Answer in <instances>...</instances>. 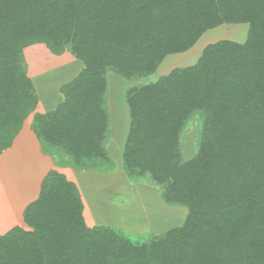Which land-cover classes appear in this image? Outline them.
Masks as SVG:
<instances>
[{"label":"trees","instance_id":"16d2710c","mask_svg":"<svg viewBox=\"0 0 264 264\" xmlns=\"http://www.w3.org/2000/svg\"><path fill=\"white\" fill-rule=\"evenodd\" d=\"M243 23L244 42L210 43L195 64L127 95L124 169L149 174L166 203L187 207L181 226L149 240L89 227L77 184L52 170L23 212L30 229L0 235V264H264V0H0V156L39 101L24 49L45 43L84 66L33 130L76 165L108 158L109 70L152 76L207 30ZM196 114L200 142L186 159L181 137Z\"/></svg>","mask_w":264,"mask_h":264},{"label":"rangeland","instance_id":"374dc122","mask_svg":"<svg viewBox=\"0 0 264 264\" xmlns=\"http://www.w3.org/2000/svg\"><path fill=\"white\" fill-rule=\"evenodd\" d=\"M247 34L246 23L223 24L209 29L191 50L169 55L152 76L126 79L109 70L105 105L109 116V130L104 142L108 158L82 159L76 165L73 157L62 150V147L48 143L42 146L43 152L54 162L53 168L48 173L57 170L65 174L63 171L67 170L70 173L74 171L85 175L86 172L94 174L92 178L81 176L80 180L78 179L86 200L87 210L83 214L89 227L115 226L123 229L135 240H149L154 235H162L183 224L188 214L187 207L166 203L162 198L163 186L156 183L149 174L132 178L124 169L123 154L130 124L128 92L157 80L176 67L195 64L203 48L210 43L222 39L244 42ZM24 56L27 74L39 95L37 106L27 117L32 122L33 128L37 114L54 111L64 100L60 92L61 86L77 75L84 64L75 58L69 48L63 54L56 55L45 43L26 47ZM203 123L204 116L196 114L183 131L181 142L186 159L192 158L198 151ZM15 168L27 169L28 165L26 162L22 165L16 164ZM2 170L0 171L1 195L10 193V185L18 184L14 180L15 173L11 172L10 168L3 166ZM65 175L71 180L67 174ZM17 186L22 187V184ZM15 189L12 191L15 192ZM22 227L30 229L25 223Z\"/></svg>","mask_w":264,"mask_h":264},{"label":"crops","instance_id":"0c3cea01","mask_svg":"<svg viewBox=\"0 0 264 264\" xmlns=\"http://www.w3.org/2000/svg\"><path fill=\"white\" fill-rule=\"evenodd\" d=\"M42 142L32 128L29 118L24 123L20 133L15 138L11 148L5 150L0 156V171L2 167L10 168L15 173L14 180L22 187L10 185V193L0 194V235L5 234L15 226H24L23 212L26 206L38 198L41 185L48 171L54 166L52 158L43 152ZM27 163L28 168L17 169L16 164ZM9 171V172H10ZM76 182L84 202V214L87 210L86 200L78 179L81 176H94L91 172L76 173L63 171ZM74 176V177H73ZM18 187V188H17ZM15 189V192L12 189Z\"/></svg>","mask_w":264,"mask_h":264}]
</instances>
